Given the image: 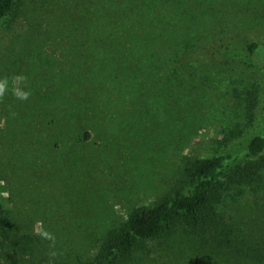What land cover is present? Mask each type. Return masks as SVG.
<instances>
[{"label":"rangeland","instance_id":"rangeland-1","mask_svg":"<svg viewBox=\"0 0 264 264\" xmlns=\"http://www.w3.org/2000/svg\"><path fill=\"white\" fill-rule=\"evenodd\" d=\"M231 40L264 42V0H14L0 20L3 206L30 213L34 232L105 230L155 204L191 160L240 147L263 118L264 65L225 57ZM219 207L244 245L264 246V185ZM154 244L136 264H209Z\"/></svg>","mask_w":264,"mask_h":264},{"label":"trees","instance_id":"trees-1","mask_svg":"<svg viewBox=\"0 0 264 264\" xmlns=\"http://www.w3.org/2000/svg\"><path fill=\"white\" fill-rule=\"evenodd\" d=\"M13 6L14 0H0V20ZM222 53L251 69L264 65V42L231 40L223 44ZM262 113L254 111L255 116ZM262 116L240 147L191 160L185 176L155 204L131 209L105 230L43 224L54 235V246L32 230L30 213L16 219L0 198V264H136L150 251L148 241L175 258L199 253L209 264H264V246L259 241L260 246L244 245L238 237L246 233L243 226L236 227L219 207L228 193L235 198L245 187L264 185ZM176 242H183L185 249L175 253Z\"/></svg>","mask_w":264,"mask_h":264},{"label":"clouds","instance_id":"clouds-1","mask_svg":"<svg viewBox=\"0 0 264 264\" xmlns=\"http://www.w3.org/2000/svg\"><path fill=\"white\" fill-rule=\"evenodd\" d=\"M17 86H14L11 91L12 94L21 101H25L31 95L30 91H26L23 87L19 86L22 84L23 80L25 79L23 76H17L16 78ZM9 92V80L7 78H0V100H2L5 95ZM36 234L40 236L41 239H45L52 242V246L55 243V237L49 231L43 229L39 226L36 229ZM52 256H55V252L51 253Z\"/></svg>","mask_w":264,"mask_h":264}]
</instances>
